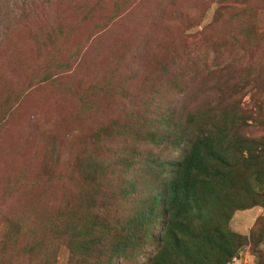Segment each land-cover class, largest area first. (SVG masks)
I'll use <instances>...</instances> for the list:
<instances>
[{"label":"rangeland","instance_id":"1","mask_svg":"<svg viewBox=\"0 0 264 264\" xmlns=\"http://www.w3.org/2000/svg\"><path fill=\"white\" fill-rule=\"evenodd\" d=\"M207 131L222 175L196 173L204 226L174 264H264V0H0V264L153 254Z\"/></svg>","mask_w":264,"mask_h":264},{"label":"trees","instance_id":"2","mask_svg":"<svg viewBox=\"0 0 264 264\" xmlns=\"http://www.w3.org/2000/svg\"><path fill=\"white\" fill-rule=\"evenodd\" d=\"M220 133L215 135L211 131H207L204 135L200 134L201 143L205 147V154L198 157L191 152L196 146H193V143H196L193 141L188 153L181 158L175 176L164 181L163 192L160 197L161 213L160 215L151 214L150 219L146 222L150 225V231L147 228L145 230L148 231L143 230L145 238L153 239L154 253L148 252V255L144 257L142 243H136L134 245L136 250L133 259L134 264H174L176 261H180V251L188 246V241L191 240L190 236H194L196 233L197 229L195 228L204 226V218L201 216L203 209L197 200L194 186L202 179L197 175L198 173H207V177L211 180L222 175L218 172V163H212L213 159L210 157L216 156V160L222 157L223 136ZM208 142L212 143L209 144ZM160 199L155 196L156 201ZM189 246H194L192 240ZM212 249L216 255L224 260H229L233 256V249L224 246L222 242L214 244Z\"/></svg>","mask_w":264,"mask_h":264}]
</instances>
